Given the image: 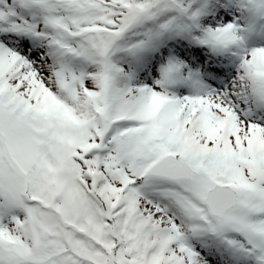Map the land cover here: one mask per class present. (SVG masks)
I'll use <instances>...</instances> for the list:
<instances>
[{
	"label": "snow or ice",
	"instance_id": "obj_1",
	"mask_svg": "<svg viewBox=\"0 0 264 264\" xmlns=\"http://www.w3.org/2000/svg\"><path fill=\"white\" fill-rule=\"evenodd\" d=\"M0 264H264V0H0Z\"/></svg>",
	"mask_w": 264,
	"mask_h": 264
}]
</instances>
